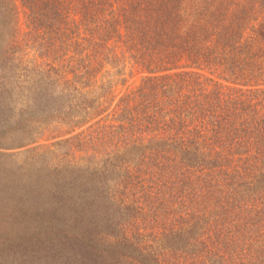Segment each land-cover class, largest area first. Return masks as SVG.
Returning <instances> with one entry per match:
<instances>
[{
  "label": "trees",
  "instance_id": "1",
  "mask_svg": "<svg viewBox=\"0 0 264 264\" xmlns=\"http://www.w3.org/2000/svg\"><path fill=\"white\" fill-rule=\"evenodd\" d=\"M19 2L0 0V152L37 145L39 246L264 264V0Z\"/></svg>",
  "mask_w": 264,
  "mask_h": 264
},
{
  "label": "rangeland",
  "instance_id": "2",
  "mask_svg": "<svg viewBox=\"0 0 264 264\" xmlns=\"http://www.w3.org/2000/svg\"><path fill=\"white\" fill-rule=\"evenodd\" d=\"M19 6L23 36L27 31L26 17L20 2ZM129 72L125 85L116 87L119 96L141 83L142 75L130 77ZM50 143L42 141L41 145ZM35 146L0 152V264H56L59 259L54 250L46 253L49 247L39 246L55 244V233L50 228L55 224L50 215L41 211L43 202L30 188L31 180H41L44 174L38 150L31 151Z\"/></svg>",
  "mask_w": 264,
  "mask_h": 264
}]
</instances>
